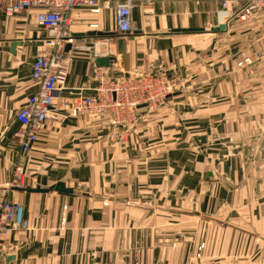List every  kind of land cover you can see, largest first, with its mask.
<instances>
[{"label":"crops","instance_id":"0c3cea01","mask_svg":"<svg viewBox=\"0 0 264 264\" xmlns=\"http://www.w3.org/2000/svg\"><path fill=\"white\" fill-rule=\"evenodd\" d=\"M119 1L72 11V36L93 47L66 48L60 99L95 94L105 38L116 56L125 40L128 73L152 64L180 87L130 129L103 115L50 119L26 155L11 139L37 89L45 32L37 9L0 11V202H20L29 220L0 237V264H264V60L237 65L264 50V11L216 30L221 0H133L132 30L121 34ZM13 42L24 43L15 55ZM111 65L110 76L127 73ZM16 167L24 186L10 188ZM58 182L72 194L25 190Z\"/></svg>","mask_w":264,"mask_h":264},{"label":"built area","instance_id":"2783aa9c","mask_svg":"<svg viewBox=\"0 0 264 264\" xmlns=\"http://www.w3.org/2000/svg\"><path fill=\"white\" fill-rule=\"evenodd\" d=\"M100 0H0V11L7 17L16 13L37 9L36 22L45 32L41 39L37 55L32 63L31 78L37 89L17 111L18 127L11 139L13 147L21 155H26L35 147L39 135L50 119L64 120L77 118L85 114L107 116L113 126L132 128L139 119L138 106L140 101H129L123 93L119 77L110 76L102 68L95 71L97 86L93 96L81 94L61 100V92L67 83L69 69L66 63V48L70 45L75 49L90 50V45L79 44L70 31L71 13L77 8L88 7L99 12ZM133 0H121L116 5V27L118 33L124 34L132 30ZM258 11H264V0H221L216 12L217 26L228 25L233 20L246 21ZM111 39H103L106 44V56L114 55L115 48L110 46ZM97 52L96 55H102ZM264 60V50H255L237 65L239 68L255 65ZM149 64L144 73L128 75V81L134 79V89L153 88L161 100L165 98L172 86L167 74L156 72ZM123 78L122 80H124ZM144 81V82H143ZM142 91V94L144 95ZM148 102L155 105L160 99L147 96ZM23 173L16 167L10 182V188L23 187ZM0 202V237L15 232L29 230V220L25 216L24 206L20 202L5 197ZM204 245L199 250L204 249ZM200 256V254H199ZM2 249L0 247V260ZM135 264H140L137 260Z\"/></svg>","mask_w":264,"mask_h":264},{"label":"rangeland","instance_id":"374dc122","mask_svg":"<svg viewBox=\"0 0 264 264\" xmlns=\"http://www.w3.org/2000/svg\"><path fill=\"white\" fill-rule=\"evenodd\" d=\"M148 66H149V64L145 65L142 69H139V70L132 72V73H129V74H131V77H134V75L136 73H139V72H140V74L144 73V71L147 69ZM153 67L157 70L156 72L162 73V74H167L168 80L170 81V85L172 86L171 90L168 92V94L165 96V98L163 100H161V96L158 95L157 92L154 91L153 88H147L148 92L145 94V92H144L145 88L144 87H141V89H134L133 88L134 87L133 86L134 85V79L132 81H128V76L126 77L125 74L122 76H119V79H121V86L123 88L125 87V91H123V93L127 95V99L130 102L135 101V100L140 101V104L138 106L139 115H140L141 109H143V108L148 109V111L151 113H154V112L156 113V112H160L161 110H163L164 107L168 104L169 97L172 95V93H174L180 87L179 80L176 79V82L172 81L166 70L159 69L155 66H153ZM249 67H251V66H249ZM123 78H125V79L122 80ZM142 91L144 92V95L142 94ZM147 96H150V97L153 96L154 99H160V100L155 105L154 102H148ZM233 151L234 150H232V152ZM23 178H24V176H23ZM199 254H200V256H199ZM201 255H202L201 251H199L197 257L200 258Z\"/></svg>","mask_w":264,"mask_h":264},{"label":"water","instance_id":"95a60500","mask_svg":"<svg viewBox=\"0 0 264 264\" xmlns=\"http://www.w3.org/2000/svg\"><path fill=\"white\" fill-rule=\"evenodd\" d=\"M226 26L225 25H220L218 27H216V30H225ZM23 42H13V45L11 47V54L15 55L16 54V47L18 45H23ZM40 45H42V43H40ZM121 63L122 68L125 70V76L127 77L129 75V67L128 64L126 62V50H125V40L123 38H119L117 40V56L116 55H111V56H106V57H98L96 59V65L100 68H111L112 67V63H117V62ZM15 188H19V187H15ZM27 192H40V193H48L51 191H56L60 194H72L73 189L69 188L66 186L65 183L63 182H58L55 185H53L52 187H50L49 189H45V188H41L40 186L35 187V188H26L25 189ZM15 260V257H8L7 258V262L8 264Z\"/></svg>","mask_w":264,"mask_h":264}]
</instances>
